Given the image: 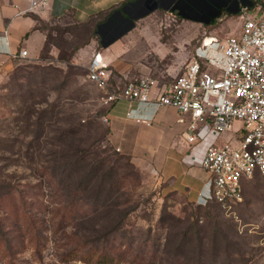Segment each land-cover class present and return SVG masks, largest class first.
Masks as SVG:
<instances>
[{"label": "rangeland", "instance_id": "rangeland-1", "mask_svg": "<svg viewBox=\"0 0 264 264\" xmlns=\"http://www.w3.org/2000/svg\"><path fill=\"white\" fill-rule=\"evenodd\" d=\"M257 9L249 7L251 18ZM70 15L46 21L43 49L0 74V216L10 209L25 217L0 219V241L12 249L0 246V264H91L84 255L95 247L119 258L115 264H264V178L245 180L242 201L221 209L200 167L208 142L193 148L180 133L182 156L192 147L184 163L208 178L201 206L192 203L188 186L171 187L154 163L133 158L131 139L122 141L99 118L103 91L86 77L97 52L113 88L149 75L167 89L204 37L240 34L241 14L208 27L157 10L110 47L89 40L92 24ZM84 42L67 65L63 58ZM175 121L186 133L187 117ZM239 124L217 142L229 141ZM73 149L85 150L87 162L77 176L64 155Z\"/></svg>", "mask_w": 264, "mask_h": 264}, {"label": "built area", "instance_id": "built-area-1", "mask_svg": "<svg viewBox=\"0 0 264 264\" xmlns=\"http://www.w3.org/2000/svg\"><path fill=\"white\" fill-rule=\"evenodd\" d=\"M251 2L240 8V34L210 37L209 42L204 37L167 89H158V81L149 75L113 88L107 64L97 52L86 66L87 80L103 91L105 122L110 115L128 117L135 104L149 105L151 115L171 108L179 121L187 117L185 141L193 145L230 130L234 121L240 123L229 141L208 144L200 162L209 173L212 199L224 210L242 201L243 180L255 174L264 178V0ZM34 5L29 0V9ZM249 7L259 8V15L251 18ZM19 56L27 57L26 50Z\"/></svg>", "mask_w": 264, "mask_h": 264}, {"label": "crops", "instance_id": "crops-1", "mask_svg": "<svg viewBox=\"0 0 264 264\" xmlns=\"http://www.w3.org/2000/svg\"><path fill=\"white\" fill-rule=\"evenodd\" d=\"M35 1L36 5L29 9V0H0V74L5 73L16 59L22 58L19 56V51L21 49L26 50L27 57H34L42 48L45 41V34L40 29L35 28L37 21L34 19L33 15L39 17L44 22L52 20L53 18H59L65 14H71L70 16H72L75 21L80 22L87 20L89 17H95L99 21L96 29L97 37L91 39V41L96 42L97 45L100 43L101 45H109L110 47L131 32L135 33L139 30V22L145 18L144 16L154 13L157 10L173 12L171 8L176 2L182 3L193 12H198L201 6L204 8L210 6L205 0ZM42 1H45V4L42 5ZM251 1L252 0H227V9L240 13V8L244 5L249 6L248 4H251ZM165 2L170 3L166 4ZM133 8H137V12H135V16L131 18L129 14ZM191 11L189 13H191ZM111 14L124 19L127 17L133 22L124 31L116 33L110 28L108 29L105 27L109 20H113L112 17L109 19ZM218 15L219 14H217V16ZM185 16L193 17L191 14H186ZM228 17L230 16L223 15L217 19L216 23L218 21H224ZM198 19L208 27L216 26V23L213 25L208 24L207 22H209V20L206 17ZM221 38L225 39L227 37ZM113 62L114 60L112 59L113 70L119 71L113 66ZM108 74V80H110L109 84L112 86V72L108 70ZM116 86L120 87L119 85ZM129 112L130 115L128 117L110 115L109 122L112 125V132L122 141L127 137L128 140L129 138L131 139V155L133 158H144L154 163L155 167L153 168H156L161 174L160 176L170 182L171 187L175 185L182 187L188 186V191L191 192L189 193V199L191 197V201L195 203L202 202L208 186V178L205 181H203V179H198L192 173V166L184 163L192 154V147L195 144L182 156L180 149L181 147H185L183 142L186 143L185 133L182 135L184 126L176 123L175 120L178 116L175 110L171 108H161L154 113V115H151L153 111L149 105L142 106L140 104H135L134 108H132V112ZM180 133L183 142L177 140ZM218 136L219 135L209 134L204 140L196 144L202 145L203 142H208L207 145L218 143ZM177 189H179V187ZM179 190H181V188Z\"/></svg>", "mask_w": 264, "mask_h": 264}, {"label": "trees", "instance_id": "trees-1", "mask_svg": "<svg viewBox=\"0 0 264 264\" xmlns=\"http://www.w3.org/2000/svg\"><path fill=\"white\" fill-rule=\"evenodd\" d=\"M205 1H207V3L210 4V6H206V8L208 10H210L212 12V14H206L203 10L202 11L199 10L198 11L199 13L196 12V14L193 15V18L198 19V18L206 17L209 20V22H207V23L213 25L216 23L217 19L223 15L231 16V15H237L239 13V12H234V11H230L229 9H227V4H228L226 2L227 0H205ZM202 14H203V16H202ZM217 14H219V15L217 16ZM33 17L37 21L35 28L40 29L45 34V41H44L42 48L40 49V51H41L43 49V47L48 43L49 30L51 29V27H49L47 25V22H44L39 17L34 16V15H33ZM94 20H95V17H89L87 20L81 21V22H89L90 24H92L91 33H90L91 36L89 37V40L97 37L96 29H97V24L99 23V21L97 19L95 21ZM78 22H80V21H78ZM86 43L87 42H84L82 45L75 47V49L72 50V52L69 56L63 58V61L67 65H71L70 59L73 58L74 52H76V50L79 47L86 45ZM19 60H22V59L19 58V59H16L15 61H19ZM86 75H87V73H86ZM107 111H108V107L102 109L98 114L99 118L106 115ZM108 123H110V122H108ZM73 131L75 132V131H77V129L73 128ZM110 131H111V129H110ZM64 155L67 157H72L71 164H73V176L79 175V169L82 168L83 166H85V162H86L85 161V150H81V149L68 150V151L64 152ZM244 181L245 180H243L241 183L242 192H243V182ZM77 182H76V184H77ZM86 190H88L87 187L83 188V192H85ZM82 198H83V196H82ZM74 199H77V198H74ZM213 202L222 209V207L220 206V204L218 202H216L215 200ZM192 203L201 206V203H195V202H192ZM22 208H23V211L27 210L24 205L22 206ZM9 210H6L7 214H2L0 216V219H7V218L12 217L15 221H18V222H22L25 219V217L17 216L13 212H9ZM0 246H6L7 249L12 253V249L10 248L11 246L3 244L1 241H0ZM117 257H119V256H117ZM84 259H85V261H87V263H91V264H115L116 263L115 261H119V258L114 257L112 254H110L107 251L98 252L97 247H95L92 251L85 254Z\"/></svg>", "mask_w": 264, "mask_h": 264}, {"label": "flooded vegetation", "instance_id": "flooded-vegetation-1", "mask_svg": "<svg viewBox=\"0 0 264 264\" xmlns=\"http://www.w3.org/2000/svg\"><path fill=\"white\" fill-rule=\"evenodd\" d=\"M166 4L170 3V2H165ZM137 9V8H136ZM136 9H132L130 12V16L131 18H133L135 16V12ZM172 11L177 13L178 15H185V14H191L194 15L196 14V12L191 11L190 8L186 7L185 5H183L182 3H178L176 2L173 6H172ZM201 11L203 10L206 14H212V12L210 10H208L207 8L204 7H200L199 8ZM191 11V13H189ZM111 17L113 18V20H109V22L105 25L106 28H110L112 31L114 32H121L124 31L126 28H128L131 24H132V20L128 19L127 17L124 19L122 17H117L114 14H111V16L109 17V19H111Z\"/></svg>", "mask_w": 264, "mask_h": 264}, {"label": "bare ground", "instance_id": "bare-ground-1", "mask_svg": "<svg viewBox=\"0 0 264 264\" xmlns=\"http://www.w3.org/2000/svg\"><path fill=\"white\" fill-rule=\"evenodd\" d=\"M211 36H206V40L207 42H209L210 40H213L212 38H210ZM102 58V57H101ZM103 59V58H102Z\"/></svg>", "mask_w": 264, "mask_h": 264}]
</instances>
